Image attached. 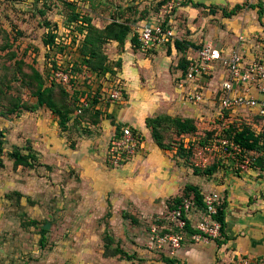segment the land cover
<instances>
[{
	"label": "rangeland",
	"instance_id": "1",
	"mask_svg": "<svg viewBox=\"0 0 264 264\" xmlns=\"http://www.w3.org/2000/svg\"><path fill=\"white\" fill-rule=\"evenodd\" d=\"M168 1L172 0H7L0 8V130L4 135L0 156V264H169L165 255H180L179 251L171 254L166 245L158 248L151 242L152 226L170 224L165 202L155 212L118 204L111 207V214L106 213L107 206L100 211L91 202L76 201L73 196L79 193V181L75 170L61 165L55 150L50 151L48 161L37 152L35 156L30 144L43 131L38 124L33 128L39 118L36 114L46 110L58 123L64 116L63 124L75 132L89 130L85 121L96 120L97 104L83 115H75V99L90 88L95 92L99 89L106 99L108 92L100 91V87L109 84L110 88L121 82L114 80V75L121 66L115 51L122 48L111 47L109 40L97 37H103L107 33L103 28L113 21L126 23L133 32L140 19L142 23H154L165 17L173 26L170 22L176 8L170 14L165 12ZM258 2L243 0L235 10L252 17L253 9L261 3L257 9L260 21L264 1ZM86 19L91 25L87 26L89 36L86 33L83 37L81 25ZM55 72L66 74L70 86L54 76ZM211 91L210 100L215 104L210 117L217 110V97L214 89ZM207 128L205 125L201 134L188 136L192 147L211 137ZM162 134L165 143L178 147L179 137L170 123L164 125ZM40 140L43 147H36L44 155L45 143ZM172 158L182 167L191 166L185 158ZM214 158L222 161L218 155ZM15 161L24 164L17 166ZM48 164L55 165L53 170ZM187 242L184 236L181 247ZM116 248L125 254L106 256Z\"/></svg>",
	"mask_w": 264,
	"mask_h": 264
},
{
	"label": "crops",
	"instance_id": "2",
	"mask_svg": "<svg viewBox=\"0 0 264 264\" xmlns=\"http://www.w3.org/2000/svg\"><path fill=\"white\" fill-rule=\"evenodd\" d=\"M182 1L170 22L177 32L175 40L196 46L206 42L230 49L239 47L238 38L242 36L241 50L246 58L263 55L264 20L261 17L259 21L257 14L261 3L253 9L254 15L248 17L235 10L243 0ZM232 10L236 12L225 16L224 12ZM140 20L139 25H144ZM133 34L131 27L122 46L116 40H109V46L122 48L121 52L115 51L121 66L114 80L117 78L123 83L124 96L119 100H99L98 116L96 120L87 118L89 130L85 132H75L65 124L60 130L58 119L50 111L37 113L39 118L33 122V128L38 124L43 131L37 139H31L33 153L48 161V155L55 150L59 163L67 164L78 177L79 193L72 195L76 201L91 202L100 211L107 206L106 213L112 214V206L125 203L134 209L155 212L162 202L167 204L180 196L186 185L197 186L201 194L216 192L224 204L225 225L220 236L194 243L186 235L189 242L177 249L180 255L175 254V258L179 264H261L264 260V158L256 153L255 162L246 171L238 170L232 160L223 156L222 161L210 158L205 168L212 169L210 172L205 169L196 172L192 166L185 168L176 159L177 162L173 161V155L180 157L178 148L158 146L147 120L158 116L191 118L196 125L195 134H201L205 125L215 119V115L210 117L214 101L206 99L199 106L184 101L186 88L178 87L177 78L182 73L181 58L188 49L186 52L177 49L172 40L157 51L143 52L133 47ZM200 83L203 85L205 81ZM104 86L100 91L109 88V84ZM95 88L98 89L97 85ZM123 126L136 131L142 143L135 156L115 167L108 162L106 152L109 141ZM188 136L191 134L180 136L185 145L190 142ZM40 139L45 143L44 155L39 150L43 147ZM52 144L54 148L47 147ZM50 164L53 170L55 165Z\"/></svg>",
	"mask_w": 264,
	"mask_h": 264
},
{
	"label": "built area",
	"instance_id": "3",
	"mask_svg": "<svg viewBox=\"0 0 264 264\" xmlns=\"http://www.w3.org/2000/svg\"><path fill=\"white\" fill-rule=\"evenodd\" d=\"M6 1L0 0V8L6 4ZM179 3V0L168 1L165 12L171 13ZM261 12L264 20V7ZM161 19L136 27L134 34L142 51L157 50L176 38L175 28L169 23L167 26L164 25V17ZM238 43L240 44L238 48L230 49L219 48L206 42L199 48H189L185 55L186 69L177 78L178 87L186 88L183 99L188 103L197 104L210 99L213 89L217 97L215 119L207 129L217 127L219 132L214 135L216 139L211 138L195 147L193 162L199 168H206L210 158L216 155L229 158L233 161L234 167L240 171H246L252 166L256 159V152L246 150L234 142L232 137L224 133L220 134L232 124H236L238 131L242 130V126H248L254 136L259 139L258 144L261 149L259 153L264 154V53L262 56L246 58L241 50L244 44L242 36L238 38ZM54 76L70 86L66 74L55 72ZM201 81L205 83L202 85ZM120 84L107 89V98L105 97L107 100H119L124 96V86ZM92 94H95L94 90ZM88 106L87 97H81L75 114L81 113L83 107ZM141 143V136L136 131L131 127L123 126L120 132L113 135L109 141L106 152L108 162L112 166H120L136 154ZM202 202L203 206L199 207L192 196L185 197L176 207L168 209L167 219L170 224L154 225L151 228L153 246L155 244L161 248L166 245L173 254L181 246L188 221L194 230L190 234V240L194 243L219 237L221 224L213 216L217 212V207L223 203V199L216 192L202 193ZM261 264H264V260Z\"/></svg>",
	"mask_w": 264,
	"mask_h": 264
},
{
	"label": "trees",
	"instance_id": "4",
	"mask_svg": "<svg viewBox=\"0 0 264 264\" xmlns=\"http://www.w3.org/2000/svg\"><path fill=\"white\" fill-rule=\"evenodd\" d=\"M183 3V1H181L179 3L178 6H180L181 4ZM176 6V7H178ZM174 7V8H176ZM173 8V9H174ZM173 11V10H172ZM230 13H235V10L229 12V13H226L224 12L225 16L229 15ZM170 14V13H169ZM77 18V17H75ZM87 21H82V25L81 26H84L82 31L84 32L83 34V37H86L85 34L87 33V26L88 25H91V24H88L87 22H89L90 19H86ZM168 24V20L165 19L164 17V25L167 26ZM131 29V26L127 25V24H122L120 22H117V21H113L112 23H109L106 27L103 28L104 31H106L107 33L104 32V36L101 37H97L98 39H105V40H116L120 46L123 45L124 43V40L127 36V34L129 33ZM103 32V31H101ZM89 33H87L88 35ZM89 36V35H88ZM54 35H51V41L53 39ZM56 38H58L56 36ZM177 38V37H176ZM176 38H174L173 40H175ZM131 42H132V45L134 48H139L140 49V43L138 42V39L136 37L135 34L132 35L131 37ZM171 42V41H170ZM170 42L166 43V44H169ZM45 44H48V41H45ZM55 45H58L57 42H54ZM48 48L49 46L46 45ZM201 45H194L193 43H183V42H180L178 40H175V47L177 49H183L184 52H186L187 49L189 48H193V49H196V48H199ZM51 50V48H49V51ZM180 64H181V67H182V71L184 72L185 69H186V66H187V61H186V58L185 56H183L181 58V61H180ZM59 68V67H57ZM75 90H77L75 87H74ZM81 90V89H80ZM92 89L90 88V90H82L81 91V94H79V96L75 99L77 101V104L76 106L74 107L73 109V113L76 112V110L79 108V105H80V100H81V97H87L88 101H89V106L88 107H83L81 113H79V115H83L87 110L88 108L91 106L92 108V105H96L97 102L99 101V94H98V91L97 93L95 92V94H92ZM50 108L52 110L55 109L54 106L50 105ZM78 115V114H77ZM64 119V116L61 117V120L59 121L60 125H62L64 123V121L62 120ZM166 123H170L171 125V128H173L175 134L177 135V137H180L182 135H185V134H192V133H195L197 131L196 129V125L193 121V119L191 118H179V117H171V116H158V117H155V118H152V119H148L147 120V124L150 126L151 128V134H152V137L153 139L155 140V142L157 143L158 146L162 147V148H167V147H171V145H169V143H165V138L162 134V131H163V128H164V125ZM64 125V124H63ZM62 125V126H63ZM215 127V125H214ZM208 130V129H207ZM211 134V137L208 138V139H204L203 141L201 140L198 144H204L205 142H207L209 139L211 138H215L214 135H216L215 133L219 132L218 131V128L215 127V129H211V130H208ZM225 134L227 135L228 137H232L233 141L240 144L243 148H245L246 150H251V151H255L257 154H259V158L262 157L264 158V154H260V145L258 144V141L259 139L257 137L254 136L253 132L251 131V129L244 125L242 126V130L238 131V129L236 128V124H232L230 125V127L228 129H225L224 131L220 132V134ZM206 134V133H205ZM4 137L2 131L0 130V156L2 155V151H3V143H2V138ZM178 151H177V154L178 156H180L181 158H185L186 159V163L190 164L193 168H194V171H199L200 169H205V168H199V167H195L193 165V161H194V156H193V148L192 143L190 142H187L188 147H186L187 145H185V141H184V138L180 137L178 139ZM195 146V145H194ZM189 155H191L190 157H192V160L191 158L189 159ZM191 161V162H189ZM17 162V163H16ZM15 165H22L24 164L23 162H18V161H15L14 162ZM212 169H210L209 167L207 169H205L204 171L206 172H210ZM192 196L194 199H195V202L197 204V206L199 207H202L203 206V202H202V194H201V191L200 189L197 187V186H194V185H186L183 189V193L180 195V196H177V197H174L172 200L168 201L167 202V208L169 210H171L172 208L176 207L183 198L185 197H190ZM217 221L220 222L221 224V228L220 230L223 229L224 225H225V221H224V204H221L220 206L217 207V212L216 214L213 216ZM185 230L183 232V235L186 237L189 236L190 237V234H192L194 232V230L190 227V222L188 221V224L186 225L185 227ZM125 254L123 251L119 250L118 248L115 249V251L113 253H107L106 256H115L116 254ZM164 256V255H163ZM166 263H169V264H179L178 260L175 258V257H166Z\"/></svg>",
	"mask_w": 264,
	"mask_h": 264
}]
</instances>
